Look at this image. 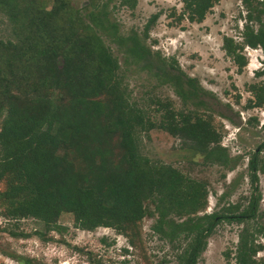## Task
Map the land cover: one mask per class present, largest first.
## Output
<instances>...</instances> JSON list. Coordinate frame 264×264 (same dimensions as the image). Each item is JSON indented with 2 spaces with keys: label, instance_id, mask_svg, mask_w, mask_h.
<instances>
[{
  "label": "trees",
  "instance_id": "trees-1",
  "mask_svg": "<svg viewBox=\"0 0 264 264\" xmlns=\"http://www.w3.org/2000/svg\"><path fill=\"white\" fill-rule=\"evenodd\" d=\"M181 1L176 23L203 21L219 0ZM242 2L247 14L241 40L224 35L221 46L239 73L246 65L245 46L260 48L264 54V0ZM120 3L134 8L137 0ZM19 5L20 0H0V7L14 21L24 15ZM62 15L66 25L58 22ZM107 15L104 4L89 10L86 22L67 0H54L48 10L38 7L31 17V32L19 39L25 48L17 51L18 60L6 58L0 64L2 214L31 216L50 229H64L56 219L61 212H69L77 228L111 227L130 242L128 229H135L146 215H156L153 231L169 240L178 235L184 240L177 264H196L216 225L235 221L243 225L234 252L226 251L225 257H232L235 264H264V258H256L264 249V224L258 220V174L264 172L259 153L264 141L248 157L252 190L247 204L230 203L222 210L206 212V182L170 164L152 161L141 152L140 134L160 128L188 143L191 155L200 156L202 162L231 168V156L220 143L211 115L197 109L207 107L204 96L208 92L172 60V71H163L162 79L172 83L181 101L195 109L175 110L169 100L155 98L149 103L160 116L157 121L150 118L130 101L118 76V58L95 31H104L108 41L123 52L124 63L146 60L150 50L135 32L120 34ZM158 17V12L150 15L145 32ZM254 74L264 75V61ZM45 87L65 91L67 100L49 98L41 91ZM247 88L252 99L244 107H262L264 80ZM101 94L108 97V104L93 98ZM251 120L257 121L255 116L248 123ZM147 201L152 202V209L145 205Z\"/></svg>",
  "mask_w": 264,
  "mask_h": 264
},
{
  "label": "rangeland",
  "instance_id": "rangeland-1",
  "mask_svg": "<svg viewBox=\"0 0 264 264\" xmlns=\"http://www.w3.org/2000/svg\"><path fill=\"white\" fill-rule=\"evenodd\" d=\"M53 2L20 0L24 15L15 21L0 7V64L6 58L18 60L16 53L25 48L19 39L31 32V17L36 8L48 10ZM67 2L79 10L85 22L89 10L106 5L107 17L117 24L119 33L128 35L135 32L150 50L146 60L124 63L123 52L108 41L102 33L104 31H95L118 58V76L130 101L142 107L150 118L157 121L160 116L155 105L149 103L150 99L169 100L175 110L195 109L191 103L181 101L172 83L162 79L163 71H172V60L208 92L204 96L207 107L197 109L211 115L221 135L220 143L231 156V168L202 162L200 156L191 155L188 143L160 128L141 132V152L154 162L170 164L187 176L204 180L208 189L206 212L222 210L230 203L245 206L252 190L247 170L248 157L264 141V104L251 109L244 105L247 99H252L247 85L264 80V75L254 74L261 68L264 54L260 48L245 46L246 65L239 73L221 47L224 35L241 40L240 32L247 14L242 0H219L199 23H190L186 19L176 23L181 0H137L134 8L122 5L120 0ZM156 12L159 17L145 32V23ZM58 22L66 25L65 15ZM251 24L256 28L255 22ZM41 91L53 100L64 101L68 97L59 89L45 87ZM237 95L240 97L238 101ZM33 96L34 92L30 93V97ZM93 98L103 105L109 103L108 97L102 94ZM3 114L1 109L0 126ZM250 116H255L257 121L248 123ZM259 157L264 160V148ZM76 162L83 167L81 162ZM4 186L5 183L0 182V190ZM258 188L261 194L258 220L264 224V172L258 174ZM145 205L152 209L151 201ZM1 210L0 207V264H177L179 245H184L182 236L169 240L153 231L156 215H146L135 229H128L130 242L127 236L111 227H97L90 231L77 228L69 212H61L56 219L64 229H50L31 216L8 218ZM174 220L179 222V217H174ZM242 225L235 221L219 222L196 264H235L232 257H225V252H234ZM256 258H264V249L257 252Z\"/></svg>",
  "mask_w": 264,
  "mask_h": 264
}]
</instances>
